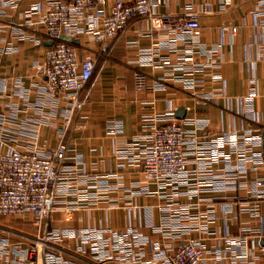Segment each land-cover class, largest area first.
<instances>
[{"label": "built area", "instance_id": "obj_1", "mask_svg": "<svg viewBox=\"0 0 264 264\" xmlns=\"http://www.w3.org/2000/svg\"><path fill=\"white\" fill-rule=\"evenodd\" d=\"M21 1L0 0V9L17 7ZM164 1L39 0L31 5L24 15V25H38L42 37L32 34L21 37L36 44L52 42L45 47L43 62L36 65L45 77L41 113L43 108H48L49 112L42 120L20 127L16 125L18 109L15 105H9L6 114L0 113V216L29 217L40 227L50 218L60 201L59 196L74 194L75 188L69 186L71 182L90 188L81 196L89 204H117V199L108 197L115 187L109 185L106 178L93 176L89 180L85 177L71 180L64 177L86 172L84 161L72 154V147L60 143L47 151L37 144L38 122L49 123L54 118L60 98L69 105L64 112L62 128L70 124L73 112L84 106L79 94L93 75L94 61L80 60L72 38L88 35L104 44L122 32L131 20L145 18L151 27L146 36L166 32L173 35L174 41L185 45L184 53L178 55L173 64L181 73L177 79L191 87H202L204 79L199 75L211 69L214 72L210 81L216 87L204 97L215 103L219 98H226L224 80L215 72L222 60V43L207 48L208 60L196 63L194 45L199 43L201 32L199 11L179 16L158 14L157 8ZM253 15L264 32V0H259ZM221 30L228 31L231 36L239 32L237 26H223ZM153 53L152 48L142 49L139 59L152 65H171L167 57L155 60ZM134 79L137 90L165 88L164 77H157L148 87L143 73L136 72ZM14 86L21 97L28 94L20 79H16ZM255 94L252 88L248 96L241 98L242 114L247 119L244 129L230 128L212 136L200 134L209 125L207 118H178L172 109L142 114L140 133L129 138L123 151L155 189L133 182L127 191L132 189L133 196L157 195L162 200L157 224L152 209L143 208L144 225L160 234L162 242L151 243L130 224L125 232L52 229L38 236L33 245L1 240L0 255H11L7 264H78L75 259L65 257L62 251L44 249L49 243L59 244L66 237H74L79 243L77 252L83 251L84 244L89 245L94 264H206L208 258L216 264H255L259 255H264V246L260 245L259 253H255L244 242L243 235L234 237L228 231L237 215L234 203L238 204V213L264 223V178L249 177L263 163V140L260 130L252 125ZM102 127L110 136H116L122 132V121L105 122ZM68 160L75 165H62ZM239 191H244L245 195L239 197ZM215 193L225 195L215 196ZM180 197L183 198L181 202ZM219 197L224 201L216 203ZM221 212L224 216L220 229L216 221ZM248 230L243 227V234ZM210 237L218 241L211 248L205 243Z\"/></svg>", "mask_w": 264, "mask_h": 264}, {"label": "crops", "instance_id": "obj_2", "mask_svg": "<svg viewBox=\"0 0 264 264\" xmlns=\"http://www.w3.org/2000/svg\"><path fill=\"white\" fill-rule=\"evenodd\" d=\"M39 0H22L17 7L0 9V113L9 112V105L17 107L16 125L42 120L48 114V108H43L42 89L45 77L36 67L43 62L45 54L44 41L36 44L34 41L22 38V35L32 34L41 38L39 26L24 25L25 13L33 3ZM259 6V0H165L158 8V14L175 16L187 15L190 11H199L200 36L199 43L194 45L196 63L208 60L206 49L222 43L221 64L215 70L225 84L226 98H219L213 102L204 94L213 90L216 85L210 81L214 71L207 69L202 75V87H191L189 83L177 79L180 71L174 69L178 55L184 53L185 45L181 41H174L173 35L158 32L146 36L150 31V23L145 18L131 20L126 28L117 36L100 44L91 36L83 35L75 39L80 60L94 61V72L79 94L84 101L81 109L72 114L70 124L62 128L64 112L68 104L60 98L57 111L49 123L38 122L39 132L37 144L50 151L60 143L72 147L73 155H78L86 165V172L65 174L64 177L74 179H90L100 176L107 179L115 187L108 197L117 199V204L108 202L89 204L81 199L83 193L90 190L86 185L69 183L74 187V194L59 196L60 200L44 227H37L35 231H26L27 227L18 229L19 235L13 236L0 228V241L7 240L11 244L33 245L38 236L52 229H107L125 232L130 224L149 241L162 242L160 234L152 231L143 223V208L150 207L153 212L154 223H158V206L162 200L155 196H133L127 191L129 185L138 182L154 190L144 178L140 168L128 160L123 151L129 138L140 133L141 116L145 112H163L172 109L185 110L186 117L207 118L209 125L201 135L212 136L222 130L244 129L247 119L242 114L241 98L248 96L252 88L256 94L253 98L254 120L252 125L264 135V32L253 15ZM207 9L203 11V9ZM223 26H237L239 32L231 36L228 31L222 32ZM165 46H160V45ZM152 48L153 58L157 60L167 57L171 65L143 62L139 59L142 49ZM141 72L146 77V87L157 77L165 78V88L137 90L134 75ZM20 79L28 94L21 97L16 93L14 83ZM152 106V108H150ZM119 119L122 121V132L110 136L102 127V123ZM21 143H24L21 141ZM263 144V143H262ZM122 150V151H117ZM263 163L256 171L249 174L250 178H264ZM117 151V152H116ZM62 165L73 166L74 161L68 160ZM87 176V177H86ZM74 178V179H73ZM239 197L245 195L239 191ZM224 196V193H215ZM180 202L183 198L178 199ZM224 201L216 198V203ZM235 218L228 227L231 236H242L250 249L259 253V246L264 242V223L249 218L245 213H238V204H233ZM136 218L133 219V214ZM223 213H220L216 225L222 228ZM6 217V216H0ZM21 225V224H20ZM23 226V225H22ZM249 230L244 234L242 228ZM207 247L215 246L218 241L210 237L206 240ZM78 242L74 237H66L61 243H49L45 250L62 251L65 257L73 258L78 264H94L90 255V247L84 244L82 252H77ZM150 246V245H149ZM149 246L147 250L149 252ZM264 246V245H263ZM11 255H0V264H7ZM206 264H216L212 259H206ZM255 264H264V255H259Z\"/></svg>", "mask_w": 264, "mask_h": 264}, {"label": "rangeland", "instance_id": "obj_3", "mask_svg": "<svg viewBox=\"0 0 264 264\" xmlns=\"http://www.w3.org/2000/svg\"><path fill=\"white\" fill-rule=\"evenodd\" d=\"M47 220L43 221L40 228L44 227ZM21 224V225H20ZM23 225V226H22ZM27 227L26 231H35L38 225L29 217H0V228H4L5 232L11 233L13 236L22 234L18 229ZM25 229V228H24Z\"/></svg>", "mask_w": 264, "mask_h": 264}, {"label": "water", "instance_id": "obj_4", "mask_svg": "<svg viewBox=\"0 0 264 264\" xmlns=\"http://www.w3.org/2000/svg\"><path fill=\"white\" fill-rule=\"evenodd\" d=\"M71 42L75 44V43L78 42V40L75 39V38H72V39H71ZM45 44H46L47 46H50V45L52 44V42H51V41H47V42H45ZM176 116H177L178 118H183V117L185 116V110L182 109V108L177 109V110H176ZM262 148H263V151H264V135H263V144H262ZM262 244L264 245V242H262Z\"/></svg>", "mask_w": 264, "mask_h": 264}]
</instances>
